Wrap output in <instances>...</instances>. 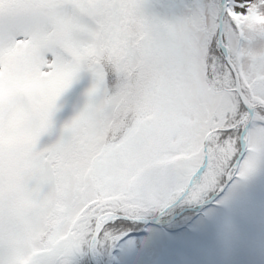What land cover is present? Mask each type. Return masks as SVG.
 Instances as JSON below:
<instances>
[{"label":"snow or ice","instance_id":"snow-or-ice-1","mask_svg":"<svg viewBox=\"0 0 264 264\" xmlns=\"http://www.w3.org/2000/svg\"><path fill=\"white\" fill-rule=\"evenodd\" d=\"M260 167L264 0H0V264H77Z\"/></svg>","mask_w":264,"mask_h":264},{"label":"rangeland","instance_id":"rangeland-1","mask_svg":"<svg viewBox=\"0 0 264 264\" xmlns=\"http://www.w3.org/2000/svg\"><path fill=\"white\" fill-rule=\"evenodd\" d=\"M89 83V78L82 75L61 96L54 115L57 128L82 107L83 93ZM55 134L54 129L51 138ZM225 196L231 197L229 207L216 202L178 232L164 230L159 222L175 226L193 210L192 202L177 199L166 208L145 214L142 218L157 219L153 225L143 228L141 220H125L121 223L123 228H116L117 234L131 231L137 235L121 243L115 264H264V167L246 179L232 181L219 200ZM237 209H242L243 215ZM107 248L91 252L89 258L79 256L77 264H92V260L102 264Z\"/></svg>","mask_w":264,"mask_h":264},{"label":"water","instance_id":"water-1","mask_svg":"<svg viewBox=\"0 0 264 264\" xmlns=\"http://www.w3.org/2000/svg\"><path fill=\"white\" fill-rule=\"evenodd\" d=\"M225 187H226V184H225ZM224 189H225V188H224ZM221 193H222V192H220V191H217L216 193H214V194L212 195V197H211L209 200H207V203H209L210 201H212V200H214L215 198H217ZM148 221H150V220L148 219ZM151 221L154 222V223H156V219H155V218H152ZM90 253H91V252H90ZM94 264H95V263H94Z\"/></svg>","mask_w":264,"mask_h":264},{"label":"trees","instance_id":"trees-1","mask_svg":"<svg viewBox=\"0 0 264 264\" xmlns=\"http://www.w3.org/2000/svg\"><path fill=\"white\" fill-rule=\"evenodd\" d=\"M209 194H210V193H209ZM209 194H207L206 197H207ZM180 222H181V221H180ZM123 227H124V225L121 226V224H120L119 226H116V227L114 228V232L117 233L116 228H117V229H120V228H123ZM122 234H123V233H122ZM111 246H113V245H110V246L107 248V251H105V253L108 252V250L111 248Z\"/></svg>","mask_w":264,"mask_h":264}]
</instances>
